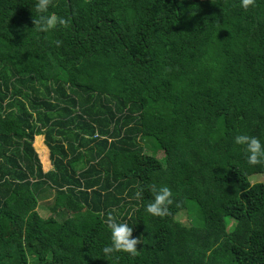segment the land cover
I'll return each instance as SVG.
<instances>
[{
  "label": "trees",
  "instance_id": "obj_1",
  "mask_svg": "<svg viewBox=\"0 0 264 264\" xmlns=\"http://www.w3.org/2000/svg\"><path fill=\"white\" fill-rule=\"evenodd\" d=\"M36 2L0 0V264H264V165L235 143L264 144V0H54L47 33ZM108 212L137 256L102 252Z\"/></svg>",
  "mask_w": 264,
  "mask_h": 264
},
{
  "label": "clouds",
  "instance_id": "obj_2",
  "mask_svg": "<svg viewBox=\"0 0 264 264\" xmlns=\"http://www.w3.org/2000/svg\"><path fill=\"white\" fill-rule=\"evenodd\" d=\"M52 0H37L35 4L36 11L40 14L38 18H33L32 23L36 31L47 33L57 26L68 28L70 18L61 17L55 13L48 14ZM255 5V0H241V7L247 10ZM57 46L60 41L55 42ZM237 145L245 146L247 163L251 166L264 165V144L254 136L241 134L235 137ZM152 200L146 206V212L155 217H166L170 215V206L173 205V193L168 186L157 188L155 184L150 189ZM143 190L136 193L137 197H142ZM104 223L110 230L111 244L103 247L102 252L105 256H111L115 253H127L132 257L137 256L138 245H141V237H133V228L126 221H121L112 212H108Z\"/></svg>",
  "mask_w": 264,
  "mask_h": 264
},
{
  "label": "rangeland",
  "instance_id": "obj_3",
  "mask_svg": "<svg viewBox=\"0 0 264 264\" xmlns=\"http://www.w3.org/2000/svg\"><path fill=\"white\" fill-rule=\"evenodd\" d=\"M53 1L54 0H52V2ZM31 144H32V147L34 149V152L36 153L38 162L40 163V168L43 172H45L49 168V160H48V150L42 143V137L41 136H34ZM142 145H143V143H142ZM143 147H144V145H143ZM151 148H153V150H154L152 143L149 140H146L145 141V148H144L145 152L154 153L156 155V157L160 158V156H161L160 152H158V151L156 152L155 150L152 152ZM175 166H176L177 171L179 173V180L181 181V183L182 184H189V182H190L189 177L182 174V169H181V167H183L182 164L177 163ZM244 172L246 175H248V179L251 176L249 179L250 182H255V181H258L260 179L259 176L254 174V169L249 164L244 166ZM51 193L52 192H50V194H49V192H47V194L44 193L43 195H41L42 196L41 200H39L38 203L36 204V211L39 215H45L46 214L47 206L49 205L50 200L52 198ZM74 221H77V220L74 219ZM179 221H185V218L180 217ZM225 221H226L227 228L232 226V220L226 218Z\"/></svg>",
  "mask_w": 264,
  "mask_h": 264
}]
</instances>
